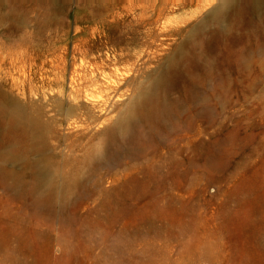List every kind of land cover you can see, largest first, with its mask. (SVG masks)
<instances>
[{
	"label": "rangeland",
	"instance_id": "obj_1",
	"mask_svg": "<svg viewBox=\"0 0 264 264\" xmlns=\"http://www.w3.org/2000/svg\"><path fill=\"white\" fill-rule=\"evenodd\" d=\"M13 1L0 0V12L9 6L15 14L0 22L1 87L23 104H51L62 91L51 82L59 77L55 68L68 67L67 99L69 71L81 60L85 67L104 63L103 72L114 75L120 93L134 88L155 67L140 62L150 43L146 32L167 28L184 34L219 0H119L123 27L109 33L96 23H104L118 0ZM154 18L158 22L150 24ZM242 41L239 37L238 46ZM82 43L89 48L86 56L78 47ZM212 47L221 63L226 53L215 43ZM129 69L136 75L125 83ZM130 94L110 116L124 108ZM257 94L231 105L219 102L217 114L193 120L189 129H177L186 114L173 117L177 125L168 118L162 134L137 155L128 149L121 158L110 147L107 166L90 173L88 188L71 194L62 207L55 202L36 208L27 196L12 195L0 185V264H264V95L259 101ZM210 145L217 149L212 155Z\"/></svg>",
	"mask_w": 264,
	"mask_h": 264
},
{
	"label": "bare ground",
	"instance_id": "obj_2",
	"mask_svg": "<svg viewBox=\"0 0 264 264\" xmlns=\"http://www.w3.org/2000/svg\"><path fill=\"white\" fill-rule=\"evenodd\" d=\"M118 3H120L119 0L105 17L103 24L96 23L106 33H109L110 29L123 27L120 20L122 15L117 13ZM1 11L0 22L11 18L15 19L14 10L11 7L2 6ZM138 15L137 19L145 20L141 16L142 13L140 16ZM154 19L156 20H150V24L158 22V18ZM27 21H29L28 18ZM76 29H74L75 33ZM93 29L91 27V31ZM94 33L95 31L91 32V35ZM146 34L145 36L148 37L150 43L148 45L146 43L145 47L148 51L145 54L146 57L140 62L144 68H148L152 64L155 67L151 66L153 68L151 73L145 74L146 76L142 81L137 82L134 88L125 89L123 93H120L122 87L114 81V75L103 72L106 66L104 63L90 62L85 67L82 60L80 64L74 65L71 71L68 70L67 84L68 89H70L67 94L68 100L63 96V90L66 88L64 73L68 69V67L65 69L64 65L55 68L59 77L51 82L61 88L62 91L59 90L57 96L54 95L50 101L51 104H47V102L44 104H23L20 102L21 100L16 99L17 97L11 96L5 90L6 88L3 89L0 84L1 187L12 195L27 196L30 203L36 208H44L47 205L55 204V202L62 207L67 204L71 194L81 193L88 188L90 173L107 166V155L110 147L116 150L121 158L128 149L133 150L134 155H137L141 150L152 145L162 134L168 118L172 123L175 115L186 114L187 119L182 122L183 126L180 128V125L177 129H189L193 120L200 121L211 114H217L219 102L231 105L236 100H246L255 90H257L256 98L259 101L263 97L264 0H219L215 5H212V8L203 15L198 23L194 24L184 34L181 30L167 28L159 32L148 30ZM173 37H178L179 42L165 43L166 38L171 39ZM239 37H242L243 41L238 46ZM214 43L220 46L219 51L222 50L226 53L221 63H216L210 52ZM19 45L21 46V44ZM86 45L82 43L78 46L79 50L83 51V56H86L89 49H85ZM24 47L27 49L26 46ZM37 53L39 54V52ZM7 54L9 53L7 52ZM158 56L160 59L156 62ZM131 64L133 63L131 62ZM133 71V69L128 70L124 79L125 83L132 80ZM130 73L131 75H129ZM97 75H100V78ZM43 79L40 78V80ZM12 86H10L11 89ZM41 86L43 87V83ZM127 92L131 94L122 104L124 108L110 116L113 106L123 100V96ZM33 100L35 101V99ZM48 105L51 108L47 107ZM261 107L264 108L263 103H261ZM174 123L175 121L172 124ZM175 124L177 125V123ZM216 151L215 146L210 145L207 153L212 155ZM164 162L160 164L161 170L166 167ZM45 193L48 195L43 198ZM57 193L59 194L57 195Z\"/></svg>",
	"mask_w": 264,
	"mask_h": 264
}]
</instances>
